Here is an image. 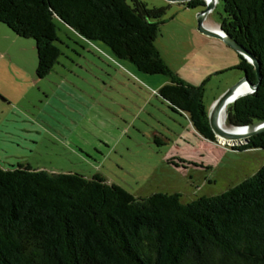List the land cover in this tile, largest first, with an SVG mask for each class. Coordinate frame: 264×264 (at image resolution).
Returning a JSON list of instances; mask_svg holds the SVG:
<instances>
[{
    "label": "trees",
    "instance_id": "16d2710c",
    "mask_svg": "<svg viewBox=\"0 0 264 264\" xmlns=\"http://www.w3.org/2000/svg\"><path fill=\"white\" fill-rule=\"evenodd\" d=\"M220 2V28L257 60L262 76L255 93L228 107L226 122H264V0ZM183 4L196 9L205 2ZM166 11L141 0H0V24L35 41L39 79L61 56L58 19L138 72L165 76L169 83L158 96L184 113L201 138L217 143L205 84L180 79L156 46ZM238 56L236 70L257 84L254 66ZM231 149L264 150V133ZM0 264H264V166L221 195L187 204L179 194L136 198L98 175L0 168Z\"/></svg>",
    "mask_w": 264,
    "mask_h": 264
},
{
    "label": "rangeland",
    "instance_id": "374dc122",
    "mask_svg": "<svg viewBox=\"0 0 264 264\" xmlns=\"http://www.w3.org/2000/svg\"><path fill=\"white\" fill-rule=\"evenodd\" d=\"M141 1L167 9L156 46L180 79L205 84L210 112L244 77L236 70L238 53L197 31L201 8ZM221 15L219 2L207 25L220 29ZM56 25L61 56L53 72L39 79L35 41L0 24V96L10 103L0 99V168L22 164L88 179L98 175L136 198L179 194L187 204L221 195L264 166L262 149L202 141L187 116L158 96L168 78L142 74L103 43L85 40L59 19ZM226 121L227 114L225 126L232 130Z\"/></svg>",
    "mask_w": 264,
    "mask_h": 264
},
{
    "label": "water",
    "instance_id": "95a60500",
    "mask_svg": "<svg viewBox=\"0 0 264 264\" xmlns=\"http://www.w3.org/2000/svg\"><path fill=\"white\" fill-rule=\"evenodd\" d=\"M171 3H187L192 0H166ZM205 5L201 8L198 13L197 18V31L202 35L219 39L223 41L227 46L233 48L239 55L243 56L251 65L254 66L257 75V84H252L248 77L245 75L235 86L230 88L225 94H223L212 106L210 112H208L209 124L213 133L215 134L217 143L222 145H228L231 148L236 146H243L249 143V139L257 134L264 133V122H258L249 126H232V130L222 127V113L225 111L227 114V109L231 104H234L238 99L253 94L257 91L261 82V70L260 65L257 60L240 44L228 36L221 28L219 31L207 28L205 22L210 15V13L216 7V4L220 0H204ZM242 87H247L248 91L239 94L238 90Z\"/></svg>",
    "mask_w": 264,
    "mask_h": 264
},
{
    "label": "bare ground",
    "instance_id": "6f19581e",
    "mask_svg": "<svg viewBox=\"0 0 264 264\" xmlns=\"http://www.w3.org/2000/svg\"><path fill=\"white\" fill-rule=\"evenodd\" d=\"M213 30H216V31H219V29L218 28H216V27H211ZM248 91V88L247 87H242V88H240L239 90H238V95L239 94H243V93H245V92H247ZM221 123H222V127L223 128H226V126H225V111H223V113H222V120H221Z\"/></svg>",
    "mask_w": 264,
    "mask_h": 264
},
{
    "label": "crops",
    "instance_id": "0c3cea01",
    "mask_svg": "<svg viewBox=\"0 0 264 264\" xmlns=\"http://www.w3.org/2000/svg\"><path fill=\"white\" fill-rule=\"evenodd\" d=\"M206 22H207V20H206ZM205 22V25L207 26V28H209V29H212L211 28V26H210V24L209 25H207V23ZM10 33V32H9ZM16 36V35H15ZM17 37V36H16ZM54 70V69H53ZM237 71H239V70H237ZM53 72V71H52ZM239 76H244V74H240ZM48 77V76H47ZM45 79V78H44ZM2 98H4V97H2ZM5 99V98H4ZM1 103H5L6 105H10V103L5 99V101H1ZM193 131L195 132V130L193 129ZM195 134L198 136V137H200L196 132H195ZM201 138V137H200ZM201 140L202 141H205V142H209V141H207V140H205V139H203V138H201ZM209 143H213V142H209ZM215 144H218V143H215Z\"/></svg>",
    "mask_w": 264,
    "mask_h": 264
},
{
    "label": "flooded vegetation",
    "instance_id": "af4514ba",
    "mask_svg": "<svg viewBox=\"0 0 264 264\" xmlns=\"http://www.w3.org/2000/svg\"><path fill=\"white\" fill-rule=\"evenodd\" d=\"M188 118V117H187Z\"/></svg>",
    "mask_w": 264,
    "mask_h": 264
}]
</instances>
